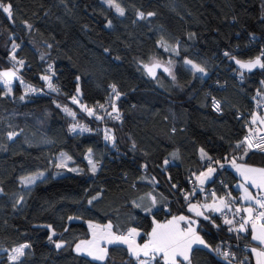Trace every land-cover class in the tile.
<instances>
[{
    "label": "trees",
    "instance_id": "16d2710c",
    "mask_svg": "<svg viewBox=\"0 0 264 264\" xmlns=\"http://www.w3.org/2000/svg\"><path fill=\"white\" fill-rule=\"evenodd\" d=\"M3 3L12 15L0 9V69H14L16 81L11 96L0 84V251L28 247L12 262L2 252L0 264H136L121 244H110L103 261L73 245L89 237V222L109 223L115 233L134 227L143 241L153 220L190 215V202L217 196L236 209L241 200L233 184L239 177L226 163H264V153L242 142L250 115L262 111L253 107V97L264 93V68L243 73L232 58L261 56L264 0ZM182 41L209 59L208 74L185 63L184 53L174 49ZM153 57L170 61L172 72L160 67L150 74L145 65ZM19 80L33 90L25 99ZM116 93L123 117L107 123L112 138L104 143L93 106ZM214 101L221 112L214 111ZM73 123L88 129L74 133ZM209 165L213 178L195 182L190 193L189 177L195 181ZM39 173L29 186L22 181ZM206 190L208 198L202 196ZM205 216L195 218L207 246H193L189 260L179 264H253L250 225L235 234L225 223L229 217L213 211ZM239 245L250 248L248 261ZM224 248L234 255H223Z\"/></svg>",
    "mask_w": 264,
    "mask_h": 264
},
{
    "label": "snow or ice",
    "instance_id": "6c2138e0",
    "mask_svg": "<svg viewBox=\"0 0 264 264\" xmlns=\"http://www.w3.org/2000/svg\"><path fill=\"white\" fill-rule=\"evenodd\" d=\"M108 3L110 5L113 4V0H108ZM116 8V11L120 14H124V10L119 7V5H114ZM0 9L3 10L4 13H7L9 17H11V5H6L3 3V0H0ZM148 15H153V13H149ZM139 16L143 18V13H139ZM225 55H228V53H225ZM262 57H264V50H262L261 56L256 57L254 60L248 61V62H241L240 60H236V63L244 69L251 70L257 66L260 68H264V62H262ZM233 59H235L233 57ZM22 63V61H21ZM186 64H192L191 61H185ZM159 66V65H154V67ZM192 68L195 71L198 72H203L204 69L198 67L195 64H192ZM149 73L152 74V68L148 69ZM165 71H168V69H165ZM15 75V72H4L0 73V76L3 77H12ZM41 79L44 80H49L48 77H41ZM7 83V81H5ZM50 88H52L51 83L48 85ZM55 90V89H53ZM79 92V89H77ZM113 91L115 92V86H113ZM117 96H119V93H116ZM23 99V97H21ZM73 102H76V97H73ZM102 107V106H101ZM113 109L115 110V105H113ZM85 111L89 112V115L94 114L92 110L85 108ZM65 111H68L65 109ZM69 115H75L74 113L69 111ZM99 119V117H97ZM86 131L87 129H82ZM72 131H75L73 128ZM14 133L9 134V139L12 138ZM109 138L106 136V139ZM247 139V138H246ZM259 145H257L258 147ZM249 148L252 147V144L249 143L248 145ZM202 151V156L204 155L203 150ZM89 163H92L91 160H89ZM62 165H58L60 167ZM238 171H240V168H237ZM93 171H95V165L93 164ZM214 171L211 167H209L207 173H201V177L206 179L208 175L211 174V172ZM247 173H255L258 174V176H248ZM242 175H245L246 179H250L251 184L253 187H256L258 189L264 190V169H255V168H246L241 172ZM43 173H39L37 176H31L24 178L27 183H33L36 179H38L40 176H42ZM201 177H197L198 180H200L201 183L204 182V179H201ZM187 199V196L185 197ZM245 200H253L255 199V203L259 206V208L264 209V199L260 198H254L251 193L248 192L247 188H245ZM223 203V200L221 201ZM227 206V205H225ZM205 208H211L215 211H220V208L215 206V205H205ZM190 212H194L196 216H204V213L200 210H198V207L196 205L189 204V209ZM148 211H151V209H148ZM241 210L237 209V213H239ZM244 211L249 213L248 219L245 221V223L251 222L252 223V230H253V235L252 239L259 241L261 244H264V223H261L260 225V232L257 234V225L255 223V220L253 219L251 213L253 209H244ZM71 219V218H70ZM204 219H209L208 216H204ZM255 219L264 221V211H261L257 214ZM179 221H184L185 224L188 226L186 228H182L179 224ZM197 221L195 220H190L188 217L185 216H180V217H173L172 220L168 221L165 224H159L155 220L153 221L154 227L152 229V232L149 234V240L147 243H145L143 246H137L133 247L132 244L128 241L126 237H115L114 239L120 240L125 243H129V252L131 255L135 257H139V254L142 252L144 256H149L150 253L153 254V258H155V255L162 254L164 258L165 264H177V257H182L184 261L189 260L188 256V251L191 249L192 245L194 243H200L204 244V241L200 238V236L197 234L196 229L193 228L192 225L196 224ZM226 224H232L231 220H225ZM112 226L109 224L106 226V228H111ZM231 230V229H230ZM240 230H244V225L241 224ZM130 234H136L138 235L139 233L136 232V229H131ZM51 239V237H49ZM82 244L84 243H92V242H81ZM207 246V245H205ZM28 247V245H22L20 248H15L13 249V253L16 255L10 256V259L12 260H17L19 259L20 256L24 254L23 249ZM57 247H60L59 244H57ZM76 250L78 252L83 251L84 249L81 248V245H77ZM253 252H256V249L252 250ZM89 255H93L92 252L88 253ZM225 256L227 253L224 254ZM258 257H264V251H261L257 253ZM96 259H103L104 257L101 256H95ZM140 264H149L147 261H140ZM257 264H261L260 260H258Z\"/></svg>",
    "mask_w": 264,
    "mask_h": 264
},
{
    "label": "rangeland",
    "instance_id": "374dc122",
    "mask_svg": "<svg viewBox=\"0 0 264 264\" xmlns=\"http://www.w3.org/2000/svg\"><path fill=\"white\" fill-rule=\"evenodd\" d=\"M113 2L115 3V0ZM174 49H176V51H180L181 53H184V55H185L184 60L185 61L186 60L187 61H191L192 64H195V65H197L200 68H203L204 69L203 72L196 71L200 75L205 76L206 74H208V72H210V61H209V59L206 58V57L201 56L200 54H197V53L192 52L189 49V46L185 42H183V41L182 42H179L174 47ZM154 63H158L159 68L162 67V66H164V67H166V69H168L169 72H172L173 67H172V63H170V61H161V60H159V59H157L155 57L151 58L150 62L145 65L146 69L148 70L149 68H152V64H154ZM192 64H187V65L190 67L191 70L195 71L192 68ZM4 72H15V71L12 68H3V69H0V73H4ZM15 77H16V73L12 77H3V76H0V84L3 87L4 94L6 96H11L12 95V91H13L12 88H13L14 83L16 81V78ZM5 81H7V83H5ZM19 82H20V85L23 88L22 97H23V99H25L26 98V95L31 94L33 92V90H32V88H30L29 86H27L26 84H24L22 81L19 80ZM67 110L68 111H66V112H68V114H69V111L71 112V110L69 108ZM249 120H250L249 123H251L252 125L256 126L259 131L264 130V106L262 107V111H260V112L258 110H254L252 112V114L250 115ZM248 127H249V125H248ZM73 128L75 129V131H73V132L74 133H78V134L84 133V132L87 131V130L84 131L82 129H88V128H86V126L83 123H80V124L79 123H73L71 125V128L70 129L72 130ZM227 166L230 167V168H232L233 170H235L236 174H239V176H240L239 177L240 178L239 179V181H240L239 183L241 185H243V187L241 189V192H240V195H241L242 200H243L244 199V196H245V188H247L248 192L251 193V189H250L251 181H250V179H246L245 178V175H242L241 172L244 169H246V168H255V169H263V168L260 167V166H258V165H256V164H253V163L250 164V163H245L243 161L238 162V161H236L234 159H230V161L227 162ZM209 167H211L212 169H214L213 166L209 165L208 167H206L203 170H201L200 173H207ZM238 167L240 168V171L237 170ZM37 175L38 174H31L28 177L37 176ZM197 175L198 174H196V176ZM247 175L250 176V177L251 176H258V174H255V173H247ZM24 178H27V177H23L22 178V181L24 182V184H26V186H29V185L32 184V183H27V181ZM200 184H202V183H200ZM216 199H217V202H216ZM222 200H223V203H221ZM245 201H250V200H245ZM190 204L197 206V203H195V202H190ZM201 204L203 206H205V205H215V206L219 207L220 210L222 209V207L224 209H225V207H229L230 208V206H228V204L226 203V201H225V199L223 197L221 199V198L216 197V196H211V199H209V200H201ZM225 205H227V206H225ZM207 209L210 210L211 208H206V210ZM92 224H98V223H92ZM99 225L102 226V227L103 226L106 227L107 225H109V223L106 224V225H102V224H99ZM82 241L83 242H92V243H84V244H82L81 243ZM110 244H112V243H110V241L108 239L103 238V236H97L96 235V236H90V237H87L85 239L80 240L77 245H81V248L84 249L83 251H80V253H84L86 255L89 252H92L93 253L92 256L95 257V256H101L102 255V252H105L104 255H106L107 248H108V246ZM22 245H25V244H21V245L15 246V247H13V249L20 248ZM76 248H77V246H76ZM13 249H11V251H4V250L0 251V262H1V259H2V255H1L2 252L5 253V258H3V259H7L8 261H11V262L12 261H15V260L10 259V256L16 255L15 253H13V251H12ZM24 249H23V251H24ZM104 259H105V256H104V258L102 260L101 259H97V260L103 261Z\"/></svg>",
    "mask_w": 264,
    "mask_h": 264
},
{
    "label": "built area",
    "instance_id": "2783aa9c",
    "mask_svg": "<svg viewBox=\"0 0 264 264\" xmlns=\"http://www.w3.org/2000/svg\"><path fill=\"white\" fill-rule=\"evenodd\" d=\"M49 68L50 66L47 65L46 70ZM37 92L42 93L41 90H38ZM69 99L73 101V96H70ZM253 99H254V102H253L254 108L258 109L260 106L262 107L264 106V93L259 91L258 93L254 95ZM117 100H118V96L114 94L113 97L105 99L104 102H100L99 105L97 104L93 106V109L98 111V116L100 117V121L97 127H98V132L100 134V138L104 143L109 141L112 138L111 137L112 132L109 129V127H107V123L112 122V121H119L123 117L116 111ZM113 105H115V110L113 109ZM212 107L214 111L221 112L219 101H214ZM246 131L247 132L243 136V139H242V142H244L246 147L250 151L252 150L254 152H259V153L264 152V130L259 131L256 126L250 124ZM106 136L109 138L106 139ZM249 143L252 144L251 148L248 147ZM257 145L259 146L257 147ZM97 164H100V163H97ZM187 187L190 193H193L194 191L197 190L194 178L192 176L189 177V179L187 180ZM210 193H211L210 190H206L202 193V196L205 198H208ZM252 195L254 198L264 199V195L258 190H253ZM251 205L253 206V211L251 213L253 219L255 220V222L261 221V220L255 219V217L257 216L259 212L264 211V209L259 208V206L255 203V199L252 200ZM197 206L201 207V202L197 203ZM223 214L229 217V220L232 221V224L227 225L229 232L237 234L241 227V224L252 225L251 222L245 223V221L248 219L249 214H246L244 210H241L239 213H237V209L233 211H230L227 209L225 210V213ZM261 222H264V221H261ZM235 244L236 246H238V241H236ZM239 248L242 249V251L245 253L243 255V258L241 259L248 261L247 256H248V252L250 251V248L247 245H239ZM225 253H227V255H234V251H232L230 248H224V251L222 254L224 255Z\"/></svg>",
    "mask_w": 264,
    "mask_h": 264
},
{
    "label": "crops",
    "instance_id": "0c3cea01",
    "mask_svg": "<svg viewBox=\"0 0 264 264\" xmlns=\"http://www.w3.org/2000/svg\"><path fill=\"white\" fill-rule=\"evenodd\" d=\"M262 153H264V152H262ZM227 164V163H226ZM257 165V164H256ZM258 166H260V167H262L263 169H264V163H263V165H258ZM230 168V167H229ZM230 169H232V168H230ZM233 170V169H232ZM233 172L236 174V172H235V170H233ZM214 174V171H212V173L210 174V175H208V177L206 178V179H204L203 177H201V173L199 172L198 173V175L196 176L195 175V182H196V184L197 185H204V184H206L208 181H210V179H212L213 177L212 176H214L213 175ZM238 175V177H240L239 176V174H237ZM197 177H201V179H204V182L202 183V184H200L201 182H200V180H198L197 179ZM240 179V178H239ZM240 181L238 180L236 183H234L233 185H234V187H235V189L236 190H238V195H239V198H240V200H241V202L239 203V204H236L235 205V207H234V209L236 208V209H241V210H244V209H253V206L251 205V202H252V200H250V201H245L244 199L242 200V197H241V195H240V192H241V189H242V187H243V185H241L240 183H239ZM250 184V183H249ZM251 186H250V189H251V194H252V192H253V190H258L259 192H261L263 195H264V190H262V189H258V188H256V187H253L252 186V184H250ZM253 196V195H252ZM217 197V196H216ZM220 198V197H219ZM222 199V198H221ZM216 202H217V199H216ZM198 207V206H197ZM225 207V206H224ZM188 209H189V205H188V207H187ZM229 210L230 208L229 207H225V209L222 207V209L220 210V211H215V210H213V209H207L206 210V208L201 204V207H198V210H200V211H202L203 213H204V216H205V213L207 212V211H209V212H214V213H217L218 215H224L223 213H225V210ZM189 211V210H188ZM246 214H249L248 212H246V211H244ZM189 213H191L190 215L189 214H184V213H181L180 215H176V216H170L168 219H166V221H156L157 223H159V224H165V223H167L168 221H170V220H172L173 219V217H180V216H185V217H188L190 220H195V221H197V217H201V216H196L195 215V213L194 212H190L189 211ZM196 217V218H195ZM154 221V220H153ZM256 223V225H257V234H259V232H260V225H261V223H264V222H261V221H257V222H255ZM88 224V231H89V237L90 236H103V238H106V239H108L109 241H110V243H112V244H121V245H123V246H125L126 247V249H127V252L130 254V252H129V243H125V242H122V241H120V240H116V239H114L115 237H126L127 239H128V241L132 244V246L133 247H137V246H143L145 243H147L148 242V240H149V234L152 232V229H153V227H154V224H153V226L151 227V229L149 230V233L146 235V238L143 240V241H140L139 240V237H140V235L142 234V232L139 230V229H136V228H134V227H129L128 229H127V231H125V232H123V233H115L113 230H112V228H106V227H102V226H100L99 224H92V223H87ZM179 224H180V226L182 227V228H186L188 225L187 224H185V222L184 221H179ZM197 224V223H196ZM196 224H194V225H192L193 226V228H195L196 229ZM250 227V237H251V239H252V235H253V230H252V225H250L249 226ZM131 229H136V232L137 233H139L138 235H136V234H130V230ZM196 232H197V234L200 236V238L204 241V244H200V243H194L193 245H192V247L193 246H202V245H206L207 243H206V241L201 237V235H200V233L197 231V229H196ZM87 238V237H86ZM82 240V239H81ZM79 241L80 240H78V241H76L75 242V244L73 245L74 246V251H76L77 253H79V254H82V255H85L84 253H80V252H78L77 250H76V246H77V244L79 243ZM252 242H254L255 243V245L253 246V247H251V253H250V255H251V259H252V261H253V264H257V262H258V260H260V262H261V264H264V257H258L257 256V253H259V252H261V251H264V244H261L259 241H257V240H253L252 239ZM192 247H191V249H192ZM190 249V250H191ZM253 249H256V252H253L252 250ZM190 250L188 251V256L190 255ZM105 254V252H102V255H103V257L105 256V258H106V256L107 255H104ZM106 254H107V252H106ZM85 256H89V257H91L92 259H96L94 256H92V255H89V254H86ZM133 256V255H132ZM134 258H135V261H136V264H140V261H147V262H149V264H155L154 262L156 261V260H160V261H162L164 264H165V262H164V258H163V255L162 254H158V255H155V258H153V254L152 253H150L149 254V256H144L143 255V253L141 252L140 254H139V257H135V256H133ZM177 259V264H179V263H181L182 262V260H183V258L182 257H177L176 258ZM97 260V259H96Z\"/></svg>",
    "mask_w": 264,
    "mask_h": 264
},
{
    "label": "water",
    "instance_id": "95a60500",
    "mask_svg": "<svg viewBox=\"0 0 264 264\" xmlns=\"http://www.w3.org/2000/svg\"><path fill=\"white\" fill-rule=\"evenodd\" d=\"M234 58H235V57H234ZM236 60H240V59H238L237 57H236L235 59L232 58L234 68H236V70L238 69L239 71H241V72H243V73H248V72H252V71H256V70H258V69H261L259 66L255 67V68H253V69H251V70L241 68V67L236 63ZM251 60H254V59H250V60H247V61H245V60H240V61H241V62H248V61H251ZM154 65H158V63H154V64H152V70L159 69V66L154 67ZM161 68H164V66H162ZM18 134H19V132H17L16 135H18Z\"/></svg>",
    "mask_w": 264,
    "mask_h": 264
}]
</instances>
